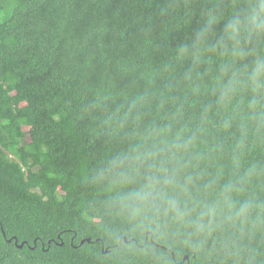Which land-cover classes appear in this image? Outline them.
I'll return each instance as SVG.
<instances>
[{
    "label": "trees",
    "instance_id": "16d2710c",
    "mask_svg": "<svg viewBox=\"0 0 264 264\" xmlns=\"http://www.w3.org/2000/svg\"><path fill=\"white\" fill-rule=\"evenodd\" d=\"M0 264H264V0H0Z\"/></svg>",
    "mask_w": 264,
    "mask_h": 264
},
{
    "label": "water",
    "instance_id": "95a60500",
    "mask_svg": "<svg viewBox=\"0 0 264 264\" xmlns=\"http://www.w3.org/2000/svg\"><path fill=\"white\" fill-rule=\"evenodd\" d=\"M23 244H24V243H23ZM23 244H21L20 246H23ZM186 259L189 261V256H188V255H186V256L184 257V261H185Z\"/></svg>",
    "mask_w": 264,
    "mask_h": 264
},
{
    "label": "rangeland",
    "instance_id": "374dc122",
    "mask_svg": "<svg viewBox=\"0 0 264 264\" xmlns=\"http://www.w3.org/2000/svg\"><path fill=\"white\" fill-rule=\"evenodd\" d=\"M25 141H26V139L22 142V144H24L25 143Z\"/></svg>",
    "mask_w": 264,
    "mask_h": 264
}]
</instances>
